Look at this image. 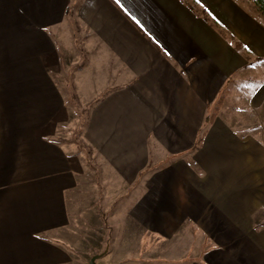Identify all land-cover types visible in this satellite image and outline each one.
<instances>
[{
  "label": "crops",
  "instance_id": "obj_1",
  "mask_svg": "<svg viewBox=\"0 0 264 264\" xmlns=\"http://www.w3.org/2000/svg\"><path fill=\"white\" fill-rule=\"evenodd\" d=\"M263 104L238 0H0V264H264Z\"/></svg>",
  "mask_w": 264,
  "mask_h": 264
},
{
  "label": "trees",
  "instance_id": "obj_2",
  "mask_svg": "<svg viewBox=\"0 0 264 264\" xmlns=\"http://www.w3.org/2000/svg\"><path fill=\"white\" fill-rule=\"evenodd\" d=\"M245 2L247 4V8L253 12L254 15H256L263 23H264V0H238ZM221 103V100H220ZM220 103L216 106L215 110L208 114L206 123L204 124L200 137L197 141L196 146H200L203 142L204 136L206 132L208 131L209 125L214 121L216 116L218 115V111L220 108Z\"/></svg>",
  "mask_w": 264,
  "mask_h": 264
},
{
  "label": "rangeland",
  "instance_id": "obj_3",
  "mask_svg": "<svg viewBox=\"0 0 264 264\" xmlns=\"http://www.w3.org/2000/svg\"><path fill=\"white\" fill-rule=\"evenodd\" d=\"M239 2H241V4H243L245 7H247V4L245 3V2H242V1H239ZM252 12V11H251ZM253 13V12H252ZM205 14V13H204ZM223 32V31H222ZM264 105V104H263ZM78 129H76V131H77ZM72 132H74V130H72ZM75 133V132H74ZM77 133V132H76ZM263 137H264V128H263ZM154 244V242L152 241V245ZM98 253L99 252H101L102 251V249L101 250H96ZM95 251V252H96ZM89 259H90V257H87V258H85L84 259V262H85V264H89ZM147 259V262H149V261H151V264H158V258L156 257V258H146ZM110 261H111V257L110 256H105V257H103V258H101V260H98V264H111L110 263ZM84 264V263H83Z\"/></svg>",
  "mask_w": 264,
  "mask_h": 264
},
{
  "label": "water",
  "instance_id": "obj_4",
  "mask_svg": "<svg viewBox=\"0 0 264 264\" xmlns=\"http://www.w3.org/2000/svg\"><path fill=\"white\" fill-rule=\"evenodd\" d=\"M101 256V254H96L91 257L89 264H97V259Z\"/></svg>",
  "mask_w": 264,
  "mask_h": 264
},
{
  "label": "snow or ice",
  "instance_id": "obj_5",
  "mask_svg": "<svg viewBox=\"0 0 264 264\" xmlns=\"http://www.w3.org/2000/svg\"><path fill=\"white\" fill-rule=\"evenodd\" d=\"M117 3H120V0H117Z\"/></svg>",
  "mask_w": 264,
  "mask_h": 264
}]
</instances>
